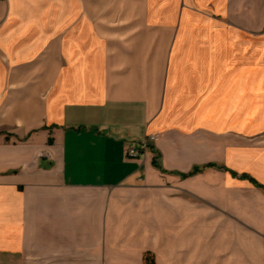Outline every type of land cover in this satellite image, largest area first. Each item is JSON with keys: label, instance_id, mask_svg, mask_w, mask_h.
Returning a JSON list of instances; mask_svg holds the SVG:
<instances>
[{"label": "crops", "instance_id": "1", "mask_svg": "<svg viewBox=\"0 0 264 264\" xmlns=\"http://www.w3.org/2000/svg\"><path fill=\"white\" fill-rule=\"evenodd\" d=\"M6 257L264 264V0H0Z\"/></svg>", "mask_w": 264, "mask_h": 264}, {"label": "trees", "instance_id": "2", "mask_svg": "<svg viewBox=\"0 0 264 264\" xmlns=\"http://www.w3.org/2000/svg\"><path fill=\"white\" fill-rule=\"evenodd\" d=\"M149 147L153 148L151 145H149ZM160 152L156 151V156L154 157V160H153V164L154 166H156L157 168H159L160 170H164V168L162 167L161 163H160ZM207 166H215V164H209ZM202 170V167H195L190 173L184 175V177H187V176H191V175H194L198 172H200ZM256 183V182H255ZM257 186H261L260 184L256 183Z\"/></svg>", "mask_w": 264, "mask_h": 264}, {"label": "built area", "instance_id": "3", "mask_svg": "<svg viewBox=\"0 0 264 264\" xmlns=\"http://www.w3.org/2000/svg\"><path fill=\"white\" fill-rule=\"evenodd\" d=\"M154 138L155 137L152 136L151 140H153ZM143 146H144V148L149 146V140L148 139L144 141ZM127 154H128L129 157H137L138 156V151L135 150V149H129Z\"/></svg>", "mask_w": 264, "mask_h": 264}, {"label": "rangeland", "instance_id": "4", "mask_svg": "<svg viewBox=\"0 0 264 264\" xmlns=\"http://www.w3.org/2000/svg\"><path fill=\"white\" fill-rule=\"evenodd\" d=\"M4 261L7 262V264L10 263L9 257L4 258ZM1 263H3V262H1Z\"/></svg>", "mask_w": 264, "mask_h": 264}]
</instances>
